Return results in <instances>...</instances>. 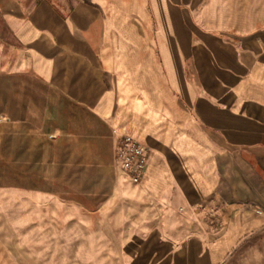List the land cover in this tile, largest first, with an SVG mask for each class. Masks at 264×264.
Wrapping results in <instances>:
<instances>
[{"label":"crops","instance_id":"0c3cea01","mask_svg":"<svg viewBox=\"0 0 264 264\" xmlns=\"http://www.w3.org/2000/svg\"><path fill=\"white\" fill-rule=\"evenodd\" d=\"M34 200L109 219L97 264H264V0H0V217Z\"/></svg>","mask_w":264,"mask_h":264},{"label":"rangeland","instance_id":"374dc122","mask_svg":"<svg viewBox=\"0 0 264 264\" xmlns=\"http://www.w3.org/2000/svg\"><path fill=\"white\" fill-rule=\"evenodd\" d=\"M2 209L10 216L0 217V264H97V254L103 250L95 248L86 227L109 224V219L84 213L73 219L49 200L16 202L14 208L5 203ZM119 222L114 220L115 225ZM73 226L84 230L66 232Z\"/></svg>","mask_w":264,"mask_h":264},{"label":"built area","instance_id":"2783aa9c","mask_svg":"<svg viewBox=\"0 0 264 264\" xmlns=\"http://www.w3.org/2000/svg\"><path fill=\"white\" fill-rule=\"evenodd\" d=\"M150 151L136 139L125 136L115 151L116 166L120 177L127 178L133 185L141 184L150 161Z\"/></svg>","mask_w":264,"mask_h":264}]
</instances>
